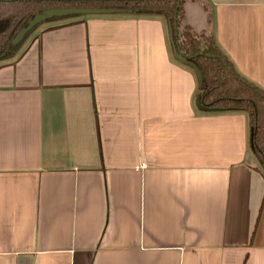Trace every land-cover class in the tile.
<instances>
[{"label": "crops", "instance_id": "0c3cea01", "mask_svg": "<svg viewBox=\"0 0 264 264\" xmlns=\"http://www.w3.org/2000/svg\"><path fill=\"white\" fill-rule=\"evenodd\" d=\"M264 89V0H187ZM159 17L42 24L0 62V264H264L249 120L205 113Z\"/></svg>", "mask_w": 264, "mask_h": 264}, {"label": "trees", "instance_id": "16d2710c", "mask_svg": "<svg viewBox=\"0 0 264 264\" xmlns=\"http://www.w3.org/2000/svg\"><path fill=\"white\" fill-rule=\"evenodd\" d=\"M187 0H0V62L21 51L31 34L42 24L73 16L53 17L34 27L17 41L32 21L51 11L98 10L138 17H159L167 25L172 49L182 55L184 66L200 73L198 95L205 113H244L249 120L250 150L264 176V89L234 66L213 36L196 35L183 27ZM177 26V28H176Z\"/></svg>", "mask_w": 264, "mask_h": 264}, {"label": "water", "instance_id": "95a60500", "mask_svg": "<svg viewBox=\"0 0 264 264\" xmlns=\"http://www.w3.org/2000/svg\"><path fill=\"white\" fill-rule=\"evenodd\" d=\"M101 13H105V12L104 11H98V10L51 11V12H48V13L42 15V16L37 17L34 21H32L30 23V25L19 34V36L17 37V41L22 40L26 36V34L29 33L34 27H36L37 25H39V24H41V23L45 22L46 20L51 19L53 17H67V16H77V15H86V14H101ZM176 28H177V26H176ZM173 50H174L175 57L179 61L186 63V61L183 59L182 55L178 54V52L175 50V48H173ZM198 74H199V77L201 80V75H200V73H198ZM197 104H198V107L202 111H206V109L201 105L199 96L197 98Z\"/></svg>", "mask_w": 264, "mask_h": 264}, {"label": "rangeland", "instance_id": "374dc122", "mask_svg": "<svg viewBox=\"0 0 264 264\" xmlns=\"http://www.w3.org/2000/svg\"><path fill=\"white\" fill-rule=\"evenodd\" d=\"M57 21H59V20H57ZM54 22H56V21H54ZM54 22H53V23H54ZM48 24H51V22H48ZM35 31H37V29H36ZM35 31L31 34V36L35 33ZM31 36H30V37H31ZM30 37H29V38H30ZM29 38H28V39H29ZM28 39H27V40H28Z\"/></svg>", "mask_w": 264, "mask_h": 264}]
</instances>
